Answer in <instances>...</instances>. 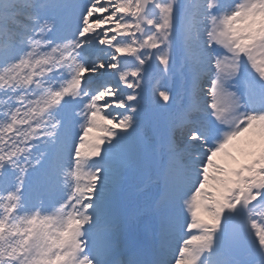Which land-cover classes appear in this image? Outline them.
Wrapping results in <instances>:
<instances>
[{
  "label": "snow or ice",
  "instance_id": "obj_1",
  "mask_svg": "<svg viewBox=\"0 0 264 264\" xmlns=\"http://www.w3.org/2000/svg\"><path fill=\"white\" fill-rule=\"evenodd\" d=\"M0 264H264V0H0Z\"/></svg>",
  "mask_w": 264,
  "mask_h": 264
},
{
  "label": "rangeland",
  "instance_id": "obj_2",
  "mask_svg": "<svg viewBox=\"0 0 264 264\" xmlns=\"http://www.w3.org/2000/svg\"><path fill=\"white\" fill-rule=\"evenodd\" d=\"M158 79H159V78H155V79L153 80V83L155 84V83L157 82Z\"/></svg>",
  "mask_w": 264,
  "mask_h": 264
}]
</instances>
